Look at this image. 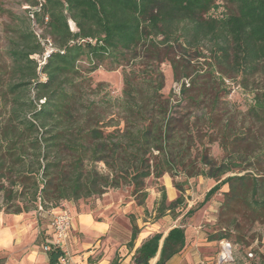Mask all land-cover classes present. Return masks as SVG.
<instances>
[{
	"label": "trees",
	"instance_id": "obj_1",
	"mask_svg": "<svg viewBox=\"0 0 264 264\" xmlns=\"http://www.w3.org/2000/svg\"><path fill=\"white\" fill-rule=\"evenodd\" d=\"M25 1L27 16L32 11L56 51L42 68L45 81H38L30 57L40 54L42 47L30 30L22 31L9 50L10 69L0 71V199L5 213H28L38 205L55 209L60 202L128 187L146 214L145 181L168 174L178 197L168 202L165 188L160 187L155 220L183 203L182 185L188 179L203 177L213 184L197 208L228 186L217 220L224 232L212 239H227L226 230L238 232L240 221L250 230L264 224V146L248 150L258 130L264 131V93L246 109L252 125L242 123L236 128L226 118L219 130V146L226 158L220 162L206 158L201 124L198 118L190 122L189 113L201 112L209 128L213 126L211 115L224 85L215 69L222 63H231L242 81L260 66L264 69V0H224L232 10L218 18L211 14L222 8L215 0ZM204 41L212 44L214 67L199 74L176 53L194 49L199 55ZM140 46L142 56L136 54ZM138 57L150 60V71H124L121 98L108 100L112 112H101L99 102L84 95L90 79L81 78L77 63L85 58L92 73L105 60L112 65L106 69L114 70ZM163 62L169 63L179 83L184 105L174 106L171 97L162 93L159 67ZM6 74L8 81L3 78ZM30 87L35 96L23 102ZM248 170L253 173H242ZM228 173L234 175L225 177ZM177 176L183 177L182 183L175 181ZM185 229L181 223L165 236L147 237L134 251L133 264H149L157 255L155 264H168L186 246ZM138 233L133 223L129 249ZM244 240L242 235L237 237L239 243ZM47 255L49 264H54L61 253L50 250ZM257 264H264L263 255H258Z\"/></svg>",
	"mask_w": 264,
	"mask_h": 264
},
{
	"label": "rangeland",
	"instance_id": "obj_2",
	"mask_svg": "<svg viewBox=\"0 0 264 264\" xmlns=\"http://www.w3.org/2000/svg\"><path fill=\"white\" fill-rule=\"evenodd\" d=\"M217 4L222 6L217 12L211 13L213 17H220L221 15H227L231 9L229 5L225 3L224 0H215ZM29 6L25 0H0V71L2 73L8 72L11 66V59L9 57V50L16 45L18 40V35L22 31L30 30L36 37L49 38L46 28L40 24H37L33 19L27 16L26 7ZM69 26L73 27L72 22H69ZM74 28V27H73ZM75 31V29H74ZM212 44L210 41H204L199 45V55L194 49L178 50L176 56L178 58H184L190 64L191 70L197 71L199 74L207 73L210 67H214V62L212 57H210V48ZM142 47L136 51L138 56H142ZM150 60H144L140 57L136 59H131L124 63L123 67H118L114 70H107V67L112 65L109 63L110 60H105L102 65L94 72L88 73L90 65L85 58H82L77 63V68L81 78L90 79V89H83L84 95L89 98V100H95L100 104V111L103 113H110L112 109L107 105L108 100L119 99L122 96L123 88V72H128L131 69L150 71L149 62ZM263 66L259 67L258 71L254 74L248 76L246 79H241V74L236 72V69L231 63H222V65L215 69V76H218L223 81V86H221V92L218 94L219 105L218 108L212 113L211 120L212 127L209 128L208 121L204 120L201 116V112L190 110V122H195L194 118H198V123L201 124V132L204 136L201 139V143L204 144L206 149V158L208 160H213L214 162H220L226 158L225 152L219 146L220 135L219 130L224 125L226 118L230 119L232 126L236 128L243 124L252 125L253 123L249 121V117L246 115V109L254 101L255 96H259L264 93V69ZM163 76V95H169L172 100V104L176 106L179 102L184 105V97L179 94V83L175 82L173 79L171 67L169 63L163 62L159 67ZM194 75L191 74L190 78ZM4 80L8 81V75L3 76ZM242 81V83H241ZM98 84H103L101 87H96ZM35 91L30 87L29 94H24L22 101L25 102L28 98H34ZM224 115V112H226ZM224 119V120H223ZM256 128V126H255ZM255 142L252 146L248 147L249 153L252 150L257 149L259 146H264V131L258 130V132L253 136ZM198 149L201 150V146L197 145ZM198 154V153H197ZM194 153L195 162L199 158ZM192 157V158H193ZM198 163V162H197ZM99 168H103L101 165ZM253 173V171L248 170L242 173ZM234 173H228L226 176H232ZM170 180L171 178L168 174L162 176V178L156 180L149 178L145 181L146 191L150 195L153 191L159 193L160 187H164L163 181ZM175 181L178 183L183 182L182 176L175 177ZM212 181L207 180L203 177H193L188 179L186 185L183 186V203L177 206L170 213H166V218H161L158 222L160 230L165 232L172 226L178 224H183L186 229H190L192 236L187 234L188 242L186 249L182 250L184 252L188 248L193 249L196 242L195 237L201 235L200 243L214 242L212 245L213 250L205 245L199 247V254L202 257L206 255L213 254V259L206 262L210 264H257L258 255L264 256V224H256L250 230L249 224L240 221V229L242 227L243 231L239 229V233L230 229L226 230L227 239L221 241L212 239L219 235L220 229L218 225V217L220 215L221 204L223 201V194L228 191V186H223L215 195H213L208 203L202 207H198L201 203L205 192L210 188ZM131 189L123 188L117 190H108L106 193L100 196H94L88 199L79 200L77 202H60L57 205V209L68 210L73 206L79 210L80 208L94 210L95 208H103L105 206H113V212L115 215V227L119 231V239L124 241H129L131 233V225L135 223L136 219L140 217L135 213L136 208H141L136 205V201L131 197ZM178 195V193H177ZM167 196V195H166ZM148 200V201H147ZM145 202V206L148 202L151 212L156 208L157 202L153 203L150 198ZM168 201V199H167ZM129 202H133L129 205ZM190 209H196L194 213L182 216ZM51 210V209H50ZM49 210V211H50ZM70 213V212H69ZM174 215V216H173ZM147 217L146 215H144ZM0 218H4V226L15 229H21L19 237H15L12 242V247L0 252V263L8 264L14 261H19L24 258L25 255L30 254L31 251L36 250L38 253H43L42 244L43 240L47 235V224L48 216H39L35 210L28 213H21L19 215L7 214L1 205L0 199ZM182 218V219H181ZM27 227L23 230V227ZM224 232V231H223ZM244 237V242L239 243L237 241L238 236ZM230 244V257L222 262H218V258L222 253V244ZM203 249H210L204 251ZM30 250V251H29ZM225 252V250L223 251ZM130 252H123L124 257H127ZM68 254L70 259L73 257L72 253L68 249ZM119 254V253H118ZM117 256V255H116ZM121 258V257H119ZM125 264H131L129 261Z\"/></svg>",
	"mask_w": 264,
	"mask_h": 264
},
{
	"label": "crops",
	"instance_id": "obj_3",
	"mask_svg": "<svg viewBox=\"0 0 264 264\" xmlns=\"http://www.w3.org/2000/svg\"><path fill=\"white\" fill-rule=\"evenodd\" d=\"M163 185L166 191L168 202L175 200L178 195L170 180H164ZM153 203L159 200V194L154 191L148 196V199ZM148 201V200H147ZM133 202H129L131 205ZM147 217L143 212V208H136L135 213L140 217L136 219L135 225L139 229V233L133 242L132 249L127 246V241L122 242L118 235L119 231L115 227V215L113 206H105L103 208H95L94 210L80 208L77 210L75 206L69 209L72 218V228L68 237V249L72 253L70 264H125L129 261L131 264L134 251L140 244L150 235L154 233H163V236L175 226H172L167 231L160 230L158 224L159 220L154 219L155 212H151L149 204H146ZM57 212V209L52 210L51 213ZM166 218V216L162 217ZM4 218H0V252L12 247V242L15 237H19L21 229H11L3 225ZM26 226L23 230H26ZM47 228V226H46ZM48 230V229H47ZM190 229H185L186 246L188 242L187 234L192 236ZM48 234V232H47ZM48 235H46L47 237ZM201 235L195 237L196 242L193 249L188 248L184 252L181 251L178 255L172 257L168 264H210L206 262L213 259L214 255H206L202 257L199 254V247L205 245L207 248L213 250L214 242L200 243ZM130 239V238H129ZM186 246L184 249H186ZM183 249V250H184ZM210 249H203L208 251ZM30 251V250H29ZM130 252L127 257H124L123 252ZM214 251V250H213ZM119 253V254H118ZM117 255V256H116ZM121 257V258H119ZM158 255L152 259L149 264H155ZM220 258H218V262ZM2 264V263H0ZM8 264H49L47 254L38 253L36 250L31 251L30 254L24 256L19 261H14Z\"/></svg>",
	"mask_w": 264,
	"mask_h": 264
},
{
	"label": "built area",
	"instance_id": "obj_4",
	"mask_svg": "<svg viewBox=\"0 0 264 264\" xmlns=\"http://www.w3.org/2000/svg\"><path fill=\"white\" fill-rule=\"evenodd\" d=\"M38 2H43V0H38ZM25 9H29L27 6ZM36 9V8H34ZM29 17L33 19L32 11L29 12ZM70 30L74 32L73 27L69 26ZM37 39L42 47V52L40 54H33L30 58L36 63V71L38 75V81H45V74L42 73V68L45 65L47 59L50 55L56 51L53 47L51 41L47 37H40L37 35ZM42 101H40L41 103ZM57 209V208H55ZM52 210H44L41 205L37 206L36 212L39 216H48L49 223L47 224L48 236L43 240L42 251L47 254L50 250H56L61 253L54 264H70V257L68 254V237L69 232L72 228V218L68 210L57 209V212L51 213ZM222 252L224 250L228 251V256L225 260L230 257V244H222Z\"/></svg>",
	"mask_w": 264,
	"mask_h": 264
},
{
	"label": "bare ground",
	"instance_id": "obj_5",
	"mask_svg": "<svg viewBox=\"0 0 264 264\" xmlns=\"http://www.w3.org/2000/svg\"><path fill=\"white\" fill-rule=\"evenodd\" d=\"M222 256H224V257L228 256V251L225 250V252H222Z\"/></svg>",
	"mask_w": 264,
	"mask_h": 264
},
{
	"label": "water",
	"instance_id": "obj_6",
	"mask_svg": "<svg viewBox=\"0 0 264 264\" xmlns=\"http://www.w3.org/2000/svg\"><path fill=\"white\" fill-rule=\"evenodd\" d=\"M224 260H225V257L222 256V253H221V255H220V262H222V261H224Z\"/></svg>",
	"mask_w": 264,
	"mask_h": 264
}]
</instances>
